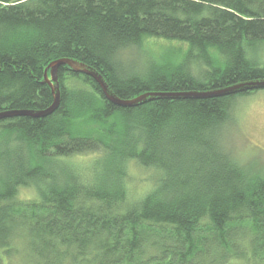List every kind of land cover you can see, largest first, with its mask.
Masks as SVG:
<instances>
[{"label": "trees", "instance_id": "1", "mask_svg": "<svg viewBox=\"0 0 264 264\" xmlns=\"http://www.w3.org/2000/svg\"><path fill=\"white\" fill-rule=\"evenodd\" d=\"M153 38L189 49L138 65ZM262 47L264 0H0V112L48 108L61 58L121 99L160 95L120 107L64 65L52 115L0 120V264H264V172L223 136L239 94L169 97L264 79ZM133 166L153 173L144 193Z\"/></svg>", "mask_w": 264, "mask_h": 264}, {"label": "rangeland", "instance_id": "2", "mask_svg": "<svg viewBox=\"0 0 264 264\" xmlns=\"http://www.w3.org/2000/svg\"><path fill=\"white\" fill-rule=\"evenodd\" d=\"M189 49L187 43L169 41L161 38L145 39L141 46L135 47L138 65L154 59L168 64L180 61L183 54ZM260 64L264 65V47L260 50ZM216 59V58H215ZM61 86V85H60ZM231 113L223 128L225 146L230 153L245 167L249 166L253 171L264 172V89L251 91L235 96L232 100ZM97 154L84 155L80 157L85 161L88 158L97 159ZM131 170V167H130ZM130 174V185L137 193H144L147 179L153 176L151 170L139 171L133 166ZM93 175L92 172H89ZM98 179L91 176L89 180ZM21 198H35L32 188H22ZM22 264L20 260L17 263Z\"/></svg>", "mask_w": 264, "mask_h": 264}, {"label": "water", "instance_id": "3", "mask_svg": "<svg viewBox=\"0 0 264 264\" xmlns=\"http://www.w3.org/2000/svg\"><path fill=\"white\" fill-rule=\"evenodd\" d=\"M68 65L75 73L86 75L94 79L99 87L101 88L106 99L117 106L120 107H137L144 103H147L150 99L156 96H160L155 93H145L136 96L132 99H121L119 98L113 90L110 88L109 84L103 77V75L97 71L95 68L89 66L88 64L72 59V58H61L57 59L49 64L45 70L44 78L45 83L49 85L53 95V103L46 109H28V110H6L0 112V120L17 117V116H28L33 118H46L52 115L60 106L61 103V86L59 82V69L60 67ZM50 72V75H49ZM264 89V79H256L238 82L232 85L202 90V91H185L180 93H173L169 97L172 98H190V99H206L214 97L231 96L245 92H251L255 90Z\"/></svg>", "mask_w": 264, "mask_h": 264}]
</instances>
